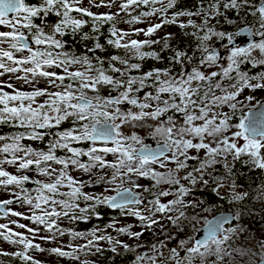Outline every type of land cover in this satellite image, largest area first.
<instances>
[{
  "label": "snow or ice",
  "instance_id": "6c2138e0",
  "mask_svg": "<svg viewBox=\"0 0 264 264\" xmlns=\"http://www.w3.org/2000/svg\"><path fill=\"white\" fill-rule=\"evenodd\" d=\"M257 93L264 0H0V257L264 264V239L235 244L264 217L234 172L264 171ZM206 189L229 210L208 219Z\"/></svg>",
  "mask_w": 264,
  "mask_h": 264
},
{
  "label": "trees",
  "instance_id": "16d2710c",
  "mask_svg": "<svg viewBox=\"0 0 264 264\" xmlns=\"http://www.w3.org/2000/svg\"><path fill=\"white\" fill-rule=\"evenodd\" d=\"M33 2H35V0H33ZM181 2L182 4L184 3L191 4V0H181ZM101 39L103 40V38ZM184 46H185L184 42L181 41L180 47H184ZM146 63L147 65L150 66L155 62L147 61ZM13 131H15V129H9L7 127L0 128V134L6 135ZM33 146L42 147V145H39L38 143H34ZM234 172L239 173L237 177V183L243 185L244 188H249L254 190L261 183V181H264V171H261L259 169H256L255 171H249L248 166L244 165L241 161L236 162ZM200 195L205 200L206 206H211L212 208V211L210 213L204 214L207 216L208 219H211L213 216L227 212L229 210V206L227 205V203L220 202L219 198L216 197L215 194L211 193L209 190L206 189ZM253 206L256 207L257 209L261 207L260 204H255ZM101 211L105 213L102 221H97L95 218H93V220L90 221L88 224L81 223L75 225V227L78 230L87 231L95 227L97 224H101V225L106 224L117 216V213L113 210L102 209ZM243 223L247 226L248 231L240 235L238 238H236L235 244L244 247H251L255 249V245L257 241L260 239H264V217L258 215L251 217L245 216L243 219ZM250 235L255 238L249 239L248 237ZM112 256L113 254L110 252L105 253L104 258L100 259L99 261L103 262V264H130V261L133 259V256L131 254L124 255L123 257L116 256L114 259L111 258ZM0 261H2L3 264H19L18 260H12V258L10 257H0ZM238 264H244V262L238 258Z\"/></svg>",
  "mask_w": 264,
  "mask_h": 264
},
{
  "label": "rangeland",
  "instance_id": "374dc122",
  "mask_svg": "<svg viewBox=\"0 0 264 264\" xmlns=\"http://www.w3.org/2000/svg\"><path fill=\"white\" fill-rule=\"evenodd\" d=\"M85 4H87V0H85ZM94 12L95 11H99V12H105L107 11V9L105 8H100V9H96V8H93L92 9ZM146 25L144 24H141L139 25V27H145ZM120 27H127L126 25H120ZM164 31H172V32H179V29L178 28H175V27H167L163 30H161V33L160 34H163ZM133 38H137V37H133ZM139 38H143V37H139ZM259 96L261 97H264V93H257ZM10 171L12 169H9ZM87 177H85L86 179ZM86 191H96V192H99L101 191V188H95V189H85ZM3 198H7L6 196H0V199H3ZM15 207V206H13ZM16 210L18 211H23L24 209H20V208H17ZM2 222H6L4 220H0V223ZM21 222H24V223H27L26 221H21ZM124 223H131V224H135L136 221L132 218H127ZM64 227H69L70 225L65 221V223L62 225ZM134 230H138V229H134ZM109 231H111V229H109ZM157 231H159V229H157ZM146 236H148L149 238L150 237V234H146ZM163 238V237H162ZM63 239V243L67 244V242L69 241V237L65 236ZM124 239H126V237H124ZM43 247H45L46 249H51L52 247H56L57 245L56 244H51V245H42ZM0 249H3L5 251H14L16 249H14L12 246L6 244V243H3V242H0ZM122 251V250H121ZM167 254V253H165ZM183 252H181V255L183 256ZM35 258L42 261V264H71L70 261H67L65 259H62V258H59L55 255H50L49 254V251H45L44 253H36L35 254ZM93 260H96V258H93ZM97 264H103V262H100L99 260L97 261Z\"/></svg>",
  "mask_w": 264,
  "mask_h": 264
},
{
  "label": "water",
  "instance_id": "95a60500",
  "mask_svg": "<svg viewBox=\"0 0 264 264\" xmlns=\"http://www.w3.org/2000/svg\"><path fill=\"white\" fill-rule=\"evenodd\" d=\"M239 39V38H238ZM241 43L243 44L244 42L243 41H241ZM219 215V214H218Z\"/></svg>",
  "mask_w": 264,
  "mask_h": 264
}]
</instances>
